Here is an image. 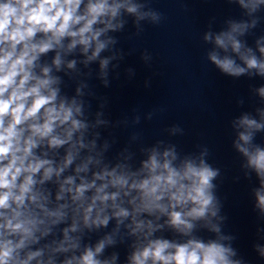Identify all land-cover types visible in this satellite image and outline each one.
Returning a JSON list of instances; mask_svg holds the SVG:
<instances>
[{
    "label": "clouds",
    "instance_id": "obj_1",
    "mask_svg": "<svg viewBox=\"0 0 264 264\" xmlns=\"http://www.w3.org/2000/svg\"><path fill=\"white\" fill-rule=\"evenodd\" d=\"M228 2L244 18L227 19L219 32L209 25L201 37L211 45L206 60L234 78H264V35L254 48L244 39L264 19L258 15L264 0ZM127 17L137 36L145 24L164 19L149 0H0V264H117L119 253L106 250L125 242V264H245L236 258L235 237L222 231L226 217L213 183L220 170L207 162V147L181 156L176 145L160 140L140 148L139 166L130 147L114 162L106 157L115 139L102 140L98 129L111 122L103 111L89 118L86 97L95 93L87 79L98 62L97 78L109 86L110 65L117 68L112 62L124 57L111 33L123 31ZM50 52L51 61H42ZM77 55L82 58L69 59ZM142 59L148 63L152 55L145 50ZM61 72L75 82L74 95L62 92ZM252 92L264 104V85ZM131 123L139 124L140 116ZM231 127L244 177L254 173L259 181L252 196L264 219V147L254 143L264 132V106L255 116L242 113ZM167 131L183 134L179 126ZM110 223V231L85 243ZM200 229L215 238L198 237ZM166 230L182 239L157 235ZM253 247L264 258V245Z\"/></svg>",
    "mask_w": 264,
    "mask_h": 264
}]
</instances>
